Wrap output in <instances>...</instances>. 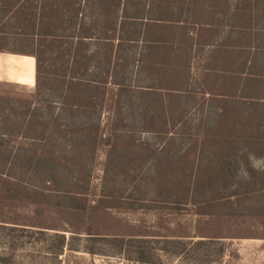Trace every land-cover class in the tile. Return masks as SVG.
I'll return each mask as SVG.
<instances>
[{
	"label": "rangeland",
	"instance_id": "374dc122",
	"mask_svg": "<svg viewBox=\"0 0 264 264\" xmlns=\"http://www.w3.org/2000/svg\"><path fill=\"white\" fill-rule=\"evenodd\" d=\"M178 1L190 3L192 17L188 14L189 20L192 18L209 23L211 28L200 33L198 27L191 29L184 26V29L164 33V42L161 44L163 48L157 52L161 58L157 56L156 59H164L178 66H174L176 69L173 73L166 71L160 74L162 77L156 75L155 83L158 85L159 81L161 85H167L165 79L171 75L172 80L168 84L179 88L187 78L183 71L189 68L190 73L185 84L189 93L167 96L163 91L157 102L151 104L150 114L155 116V120H148L150 114L146 111V106L149 102L145 96L136 93L119 95L118 89L111 85L112 79L105 75L102 77L106 84L98 90V100L88 98L81 101L90 107L94 105L95 110L83 109V112L72 115L65 110L61 111L60 105H49L44 101L71 100L68 93L66 94L67 88H62L63 85L58 84L54 76H47L48 74H57L56 68L59 67H89L86 78L91 79L95 75L94 67H108L109 49L98 45L94 40L78 45L79 42L74 40L63 39L53 43V40L18 38L11 35L0 36V48L6 49L5 52L20 53L35 50L43 60L41 67L44 73L36 98V86L28 88L34 85L33 67H26L22 64V59L18 58L20 75L16 78V83L19 85L0 82V115L11 117L14 110L10 105L22 107L21 111H26L28 105L29 112L41 118L53 119L61 115V120L57 121L63 125L60 128L38 125L41 122L39 121L20 129L14 127L11 121L12 124L6 129L14 127L19 135L25 134L28 137L54 135L55 140L46 143L31 142L19 136L13 143L18 147L44 150L56 155L72 175L82 199L94 213L93 219L96 223L106 227L105 229L116 230L117 233L150 235L147 239H152L149 240L152 243L147 245L153 249L154 264H264V217L246 216V208L240 195L226 200L221 198L224 193H208L207 189L205 196L201 195L194 201V192L190 190L193 184H208L205 183L206 179L217 182L220 161L227 153L225 149H236L241 145L234 144L229 137L233 132V123H242L240 120L236 121L235 117L239 107L231 108L227 103L225 106L226 100L223 98L207 95V92L240 95L241 82L238 77L226 81L216 79L214 75L208 77L205 69L239 72L246 61L245 70L249 68L255 74L264 73V56L259 54L264 52H256L264 34L262 29H257L264 26V19L256 24L252 23L255 10L259 11L258 9L264 7L251 1L252 6L243 11L241 6L238 9V0L175 2ZM82 9L78 21L71 23L74 29L71 34L74 31L78 35L81 24H89L95 19L88 14L90 9ZM35 12L38 15L40 13L38 9ZM177 14L175 17L179 16V12ZM38 15L36 22L40 20ZM7 25L5 31L14 32L17 28L16 26L11 30L13 22ZM232 26L247 27L248 30L240 32V29H231ZM34 27V31H38L41 25L36 23ZM42 27L48 30L50 26L43 24ZM22 31L31 32L33 29L23 26ZM190 33H196L202 43L216 42L235 47L236 50L228 48L204 57L208 56L204 50L195 51L191 47L198 41L195 39L191 44L192 41L187 38ZM257 58L260 60L254 63ZM235 62L237 67H217ZM249 64L253 67H248ZM170 66L172 65L157 64L155 67L169 69ZM128 67L134 66L130 64ZM133 81L132 78L131 84ZM85 92L93 95L94 89L87 88ZM249 92L246 90V93ZM118 100L122 103L119 114L116 110ZM263 110L257 109L250 114L264 118ZM97 123L99 128L96 130ZM71 126L78 127L73 128L75 137L70 133L64 134ZM113 130L117 132L112 133ZM95 132L101 137L113 134V146L90 144L87 135L93 138ZM261 134L263 135L262 132ZM263 143L264 141L256 146L258 154L249 155L248 166L244 162L238 163V177L234 185L240 187L239 193L248 191L245 190V177L250 173L258 181L256 189L264 187ZM154 150L158 153L157 161L149 157ZM12 187L15 190L14 200L9 202L6 199V187L0 182L1 221L11 223L2 224L78 238L69 242V247L61 256L52 258L45 254L42 244L29 243L26 233L25 238L15 239L17 247L11 251L7 243L10 238L5 233H0V257H11V264H137L133 258L118 254L106 245L96 246L95 254H88L87 239L79 230L78 224L71 227L66 225L52 208L44 204L39 195L25 191L23 186ZM252 197L258 205L257 203L264 202V191L255 192ZM22 198L23 201H20ZM12 234L20 236L23 233ZM177 240L186 246V250L180 254L171 244ZM208 240L213 242H207ZM199 241L204 242L196 246ZM21 243H24L23 246H20Z\"/></svg>",
	"mask_w": 264,
	"mask_h": 264
},
{
	"label": "trees",
	"instance_id": "16d2710c",
	"mask_svg": "<svg viewBox=\"0 0 264 264\" xmlns=\"http://www.w3.org/2000/svg\"><path fill=\"white\" fill-rule=\"evenodd\" d=\"M176 0H0V36L11 35L18 38H40L45 40H53L55 43L58 40H70L79 42L78 45H83L87 40H94L98 45L105 46L109 49L110 59L108 61V67H94V76L91 79L86 78V73L89 67H59L56 68L57 74H48L47 76H54L55 81L58 84L67 88L66 94L70 102H56L45 100L51 106L60 105L61 111H66L72 115H77L85 110H95L93 107L84 105L81 101H86L88 98H95L98 100L100 94L98 90L101 86L106 84V78L112 79L111 85L118 89L119 95H132L136 93L140 96H145V99L149 102L146 106V111L151 113V104L156 103L157 99L161 97V93L166 92L167 96H171L175 93H189L188 87L185 86L188 81V75L190 69L183 71L186 72L187 78L181 84V87L177 88L174 85L168 84L172 80V76L169 75L165 80L167 85H161L158 81V85L155 83V76L160 75L166 71L174 72L178 66L176 64H170L164 59L158 61L157 52L161 50L163 44L164 33L166 31L175 32L177 29H184L183 27H191L194 29L198 27L199 32L206 31V27L209 23L189 20L188 14L191 15V5L189 2H175ZM251 1H255L259 7H264L263 0H238V9H247L250 7ZM85 7V10L90 9V16L95 19L89 24L83 23L79 27L80 33L78 35L71 31L74 30L71 23L77 22L78 16H80V10ZM39 10L38 15L35 10ZM83 10V9H82ZM259 11L255 10L252 16V23L256 24L259 20L264 19V9ZM177 12L179 16L175 17ZM185 13V14H184ZM39 16V21L36 22V16ZM178 15V14H177ZM184 17L182 18V16ZM192 17V15H191ZM194 19V18H193ZM7 22V23H6ZM13 22V27L17 28L14 32L5 31L8 27V23ZM41 25L38 31H34V26ZM43 24L49 25V29H45ZM27 26L32 28L33 31H22V27ZM240 29V32H246L248 28L232 26L231 29ZM41 29V30H40ZM264 31V26L258 28V30ZM46 30V31H45ZM261 32V31H260ZM261 36V34H259ZM264 34L260 39L259 46L256 47V52H264ZM101 43V44H100ZM6 49L0 48V52H5ZM23 55H30L36 60V98L40 92V86L42 83V67L43 60L41 55L37 54L35 50L27 52H14ZM260 56H264L263 53H259ZM257 55V53H256ZM255 55V57H256ZM161 58V55L158 56ZM264 59V58H263ZM112 60V61H111ZM260 59H254V63ZM251 63V62H250ZM263 63V62H262ZM133 64L134 67H128ZM170 66L155 67L156 65ZM246 64V61L243 63ZM66 65V62H65ZM153 67H150L152 66ZM146 66V67H143ZM180 67V66H179ZM253 67V66H252ZM263 67V66H261ZM208 73V77L215 76L216 79L226 81L238 77L241 82L239 86L240 95H229L222 93H209L207 95L212 98H223L231 108L239 107V112L235 116L236 121L240 120L242 123H233V132L229 137L232 138L234 144H241L236 149H225L227 152L224 154L223 159L220 161V170H218V181L213 182L209 179L205 180L208 184H193L190 187L192 195L196 201L199 196H205L204 192L208 189V193H224L223 199H230L231 197L242 196V202H244L246 216L259 218L264 217V202L257 203L253 200V194L255 192L264 191L262 189H256L258 181L255 179L254 174L250 173L245 177L247 181L246 193H239L240 187L236 186L235 180L238 177L237 168L238 163L244 162L248 166V157L250 154H258V148L264 141V118L256 114H250L255 110L264 109V73H253L249 68L245 70V67L237 71L228 70H214L205 69ZM46 75V74H45ZM162 77V75H160ZM171 76V77H170ZM183 77V76H182ZM133 83L131 84V79ZM242 78V79H241ZM147 81V82H146ZM164 81V82H166ZM175 83V81H174ZM177 83V82H176ZM94 89L93 95H89L85 92V89ZM261 91H257V89ZM80 89H84L81 91ZM246 90L250 91L246 93ZM131 93V94H130ZM192 93V91H191ZM203 94V92H201ZM195 94V93H194ZM13 102V101H12ZM11 102V103H12ZM96 103V102H95ZM29 103V105H31ZM121 102H117V112L119 114L121 109ZM34 105V104H33ZM14 110V114L11 117L8 115H0V182L6 187V199L11 202L14 200V193L12 186H23L25 191L39 195L44 201V204L52 208L66 223L68 226L79 225V230L82 231L86 237L88 247L86 252L90 255L95 254L96 246L106 245L118 254H123L126 257L132 259L137 264H154L153 249L148 247V243H152V239H147L150 235L139 234H126L117 233L118 231H111L105 229L106 227L99 225L93 219V212L86 205L85 201L81 197V193L77 188V184L70 175L68 169L61 164L58 157L54 154L45 152L44 150H30L25 147L15 146L14 140L19 136L21 139L31 140V142L54 141V135L50 137H44L41 134L40 137H28L25 134L19 135L14 127L27 128L32 124L38 123V125L56 127H63V125L57 121L61 120V115L58 118H41L29 112V106L26 111H21L20 106L10 105ZM254 109V110H253ZM3 110V109H1ZM231 110V109H229ZM253 110V111H252ZM264 111V110H263ZM2 113V111H0ZM16 112V113H15ZM221 113V110L219 109ZM249 113V114H248ZM254 115H256L254 117ZM20 118V120H19ZM11 119V120H10ZM77 119V118H76ZM149 121L155 120V116L150 114ZM13 124H12V122ZM16 121V123H14ZM8 122V124L6 123ZM13 125L10 130L6 129L7 126ZM165 124H167L165 122ZM77 126V125H76ZM71 126L68 132L64 134H72V137L76 136V132ZM99 123L95 126L97 130ZM6 129V130H5ZM18 129V128H17ZM263 130V131H262ZM117 132L113 130L112 133ZM263 133V135L261 134ZM96 133V132H95ZM24 135V136H23ZM90 144H103L104 147L113 146L112 135L99 136L97 132L93 138L91 135H87ZM71 137V138H72ZM85 138V136H84ZM229 143V142H228ZM264 144V143H263ZM242 146V147H241ZM157 151L154 150L153 154L149 157L151 160L157 159ZM247 158V159H246ZM251 169V168H250ZM249 169V171H250ZM252 171V169H251ZM222 185V187H221ZM188 187V188H189ZM189 190V189H188ZM205 192V193H206ZM23 201V198L20 200ZM205 202V201H204ZM0 217V233H5L8 239L7 243L9 250L13 251L17 247L15 239L17 240L25 238L28 234V242H34L35 244H42L43 250L48 257L58 258L63 254V251L69 247V242L77 236H70L67 238L65 234L61 233H49L45 230H31L23 227L17 228L8 226V222H2ZM6 231V232H5ZM21 232L20 236H13L12 233ZM16 240V241H17ZM204 241H199L196 246L202 245ZM207 242H213L208 240ZM166 244L168 241L166 240ZM21 243L20 246H23ZM178 254L186 250V246L179 240L171 243ZM11 257H0V263L11 264Z\"/></svg>",
	"mask_w": 264,
	"mask_h": 264
},
{
	"label": "crops",
	"instance_id": "0c3cea01",
	"mask_svg": "<svg viewBox=\"0 0 264 264\" xmlns=\"http://www.w3.org/2000/svg\"><path fill=\"white\" fill-rule=\"evenodd\" d=\"M209 28H211V26H207L206 30H208ZM204 31H202L203 33ZM198 35V34H197ZM190 36V37H189ZM200 37V36H199ZM191 41V44L195 41H198V43L191 45V47L196 51V50H204L208 56H204V57H209L210 54L213 53H219L224 51V49H233L236 50L235 47H231V46H224L222 44H217L216 42H211L210 44L208 43V41L206 42H200L198 37L196 36V33H190L188 35V37ZM192 50V49H191ZM222 50V51H221ZM22 59V64L25 65L26 67H33V80H34V85L33 87H28V88H34L36 86V60L34 57L30 56V55H23V54H18V53H11V52H0V82H4V83H13V84H17L16 83V78L20 75V67H18L17 63L20 64L19 59ZM23 58H28L27 59H23ZM235 63H229V65H219L217 67H237V65H235ZM30 65V66H29ZM235 65V66H234ZM245 65V64H244ZM244 65H242L241 67H245ZM248 67H252V65H247ZM25 76V75H24ZM23 77V76H22ZM20 83L22 84V81H20ZM19 85V84H17ZM26 85V84H25ZM24 86V85H21ZM32 86V85H29Z\"/></svg>",
	"mask_w": 264,
	"mask_h": 264
}]
</instances>
